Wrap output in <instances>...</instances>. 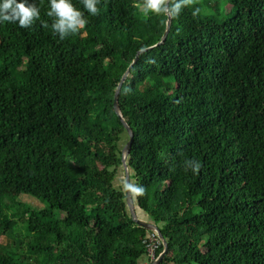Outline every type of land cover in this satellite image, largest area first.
Listing matches in <instances>:
<instances>
[{"label":"trees","instance_id":"16d2710c","mask_svg":"<svg viewBox=\"0 0 264 264\" xmlns=\"http://www.w3.org/2000/svg\"><path fill=\"white\" fill-rule=\"evenodd\" d=\"M228 1L221 22L186 2L158 45L168 16L143 0H99L63 41L48 0L28 28L0 23V264L147 262L150 229L115 185L126 71L130 188L160 264H264V0Z\"/></svg>","mask_w":264,"mask_h":264},{"label":"clouds","instance_id":"9594fccd","mask_svg":"<svg viewBox=\"0 0 264 264\" xmlns=\"http://www.w3.org/2000/svg\"><path fill=\"white\" fill-rule=\"evenodd\" d=\"M99 0H80L83 11L73 5L71 0H48L46 15L51 18L50 28L53 35L58 36L63 41L66 37L76 34L86 24L84 13L89 16L97 14V4ZM187 0H143L142 13L147 16L152 14H168L177 16ZM199 9L193 10V15ZM39 10L34 0H0V23H16L20 28H28L39 18ZM186 169L195 172L199 168V163L195 160L184 162ZM137 191L142 194L143 189Z\"/></svg>","mask_w":264,"mask_h":264},{"label":"rangeland","instance_id":"374dc122","mask_svg":"<svg viewBox=\"0 0 264 264\" xmlns=\"http://www.w3.org/2000/svg\"><path fill=\"white\" fill-rule=\"evenodd\" d=\"M187 3L189 7L191 8V10L199 9L198 13L202 14L203 16L207 18L213 19L217 22L227 20L228 18H230L232 14L230 13L232 10V7L228 0H187ZM126 142H127L126 136H124L122 139L123 147L125 146ZM124 181H125V172L123 168H120L118 171L117 177L115 179V185L117 187L122 186L124 185ZM18 200L30 203L38 207L42 205L36 199L26 196V195H21L20 197H18ZM137 214L142 220H149L147 213L141 210H138ZM0 241L5 243L6 241L5 237L1 236Z\"/></svg>","mask_w":264,"mask_h":264},{"label":"water","instance_id":"95a60500","mask_svg":"<svg viewBox=\"0 0 264 264\" xmlns=\"http://www.w3.org/2000/svg\"><path fill=\"white\" fill-rule=\"evenodd\" d=\"M169 0H166V3H168ZM167 21H166V27H165V30L161 36V38L159 39V41L154 44V45H158L160 44L161 42L164 41L167 33H168V30H169V25H170V17L169 15L167 14ZM147 49V48H146ZM146 49H141L139 51H137L136 53V56L134 58L133 61L136 60L137 58V55L138 53H140L141 51L143 50H146ZM127 74V71L124 73V75L122 76L121 80L119 81L118 85H117V88L115 90V93H114V110L115 112L117 113L118 117L120 118L121 122H123L127 132H128V135H129V139L128 141L126 142L125 146H124V149H123V157H122V160H123V168H124V171H125V179H126V196H127V203H128V206H129V209L131 211V214H132V217L133 219L141 226L147 228V229H156L162 242H163V247H164V251L160 253L158 259L156 261H154L152 264H160L164 257L166 256V254L168 253V246H167V243L165 241V239L163 238L162 234L160 233V231L158 230V228L153 225L152 223L150 222H145L141 219H139L136 215V209H135V204H134V199H133V195L131 193V188H130V174H129V170H128V166H127V163H126V158L131 150V146H132V142H133V131L132 129L130 128V126L126 123V121L124 119H122L121 117V114H120V110H119V107H118V104H117V96H118V90H119V87H120V84L122 83V80L124 79L125 75Z\"/></svg>","mask_w":264,"mask_h":264},{"label":"built area","instance_id":"2783aa9c","mask_svg":"<svg viewBox=\"0 0 264 264\" xmlns=\"http://www.w3.org/2000/svg\"><path fill=\"white\" fill-rule=\"evenodd\" d=\"M143 242L146 246L147 262L145 264H152L159 256L157 251L162 245V240L156 229L150 230L144 237Z\"/></svg>","mask_w":264,"mask_h":264},{"label":"crops","instance_id":"0c3cea01","mask_svg":"<svg viewBox=\"0 0 264 264\" xmlns=\"http://www.w3.org/2000/svg\"><path fill=\"white\" fill-rule=\"evenodd\" d=\"M143 260V259H142ZM145 260H143V262H144ZM142 262V261H141Z\"/></svg>","mask_w":264,"mask_h":264}]
</instances>
